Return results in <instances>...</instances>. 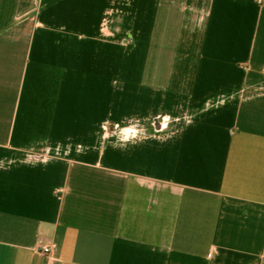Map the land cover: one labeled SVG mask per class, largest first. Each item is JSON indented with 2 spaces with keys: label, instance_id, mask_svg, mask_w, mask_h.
<instances>
[{
  "label": "crops",
  "instance_id": "1",
  "mask_svg": "<svg viewBox=\"0 0 264 264\" xmlns=\"http://www.w3.org/2000/svg\"><path fill=\"white\" fill-rule=\"evenodd\" d=\"M0 264H264V0H0Z\"/></svg>",
  "mask_w": 264,
  "mask_h": 264
},
{
  "label": "built area",
  "instance_id": "2",
  "mask_svg": "<svg viewBox=\"0 0 264 264\" xmlns=\"http://www.w3.org/2000/svg\"><path fill=\"white\" fill-rule=\"evenodd\" d=\"M52 251H53V248H51V247L43 248V252H44L45 254H51Z\"/></svg>",
  "mask_w": 264,
  "mask_h": 264
}]
</instances>
